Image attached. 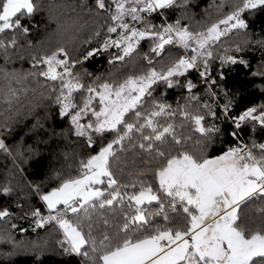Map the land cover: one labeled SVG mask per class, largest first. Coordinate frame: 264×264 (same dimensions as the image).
Instances as JSON below:
<instances>
[{"label":"snow or ice","instance_id":"1","mask_svg":"<svg viewBox=\"0 0 264 264\" xmlns=\"http://www.w3.org/2000/svg\"><path fill=\"white\" fill-rule=\"evenodd\" d=\"M188 2L92 0L93 7H88L87 0H80L79 11L72 3L49 4L50 18L64 17L57 28L61 39L56 47L32 55L36 71L21 75L0 68V104L7 105L3 111L10 112L19 100L18 92L28 90L17 89L13 83L22 84L31 76L44 90L41 97L60 106L61 116L70 117L74 134L85 137L88 147L96 146L94 137L103 141L112 136L96 154L76 161L75 175L55 173L59 184L50 191L30 185L48 214L42 215L39 208L27 214L35 218L38 228L52 225L60 233L57 246L80 257L82 264H264V143L239 142L208 157L203 150L188 147L192 137L183 130L190 124L204 140L220 131L214 123H205L219 117L212 104L201 102L193 92L196 85L191 80L182 85L189 95L176 108L154 96L155 85L181 86L179 78L196 70L208 84L207 95L214 97L216 80L210 79V61L245 63L234 55L215 57L216 48L227 53L222 38L247 30L245 13L264 10V0H228L230 11L203 30H190L179 19L159 25L149 19L153 13L184 7ZM93 9L97 18L99 10H104L111 23L105 22L106 35L99 47L74 58L70 46L85 27L80 13ZM39 10L38 0H0V55L8 62L9 49L17 46L18 35L30 32L23 21ZM100 36L97 27L81 43L91 44ZM145 39L151 41L150 53L161 59L144 54L147 68L139 74L123 79L97 77L86 83L74 72L78 64L113 48L119 52L110 57L112 64L134 53L140 55L137 48ZM167 45L183 49L184 54L165 52ZM235 50L240 51V46ZM229 109L230 104L224 105L223 114L235 129L245 123L264 129V104L249 107L238 116H228ZM177 116L179 121L173 119ZM230 135L239 141V131ZM201 143V139L193 141L194 145ZM0 150L8 151L3 139ZM129 152L133 157H128ZM141 152L151 157L139 160L144 167L137 166ZM129 167L132 178L125 182L120 175ZM149 174L151 181L146 178ZM11 192V187L0 185V193ZM11 216L7 208L0 207V221ZM0 243L18 246L7 230L0 231ZM29 246L42 251L46 241L30 242Z\"/></svg>","mask_w":264,"mask_h":264},{"label":"trees","instance_id":"2","mask_svg":"<svg viewBox=\"0 0 264 264\" xmlns=\"http://www.w3.org/2000/svg\"><path fill=\"white\" fill-rule=\"evenodd\" d=\"M38 3L40 10L23 21L24 26L30 28V32L26 36L18 35L17 46L9 49L11 62L0 55V68L5 71L21 75L36 71L32 68V55L44 51L50 52L56 47L55 42L61 39L57 28L64 17H60L59 20L50 18L48 5L72 3L77 5L79 11L80 0H38ZM87 6L93 7L92 0H87ZM95 11L96 9H93L92 13L86 11L80 13L81 24L85 27L79 33L78 39L70 46V50L75 54L74 58L82 56L90 48L99 47L106 35L105 22L111 23L108 14L104 10H99L100 16L97 18ZM229 11L228 0H189L184 7L153 13L149 19L157 25L162 24L163 21L173 23L179 19L181 25L189 27L190 30H203ZM244 18L248 24L247 30H241L239 34L233 32L228 38H222L223 47L229 48V51L225 53L223 48H216L214 56L234 55L245 63L222 65L219 58L210 61V79L216 80V85L212 86V90L216 93L214 97L207 95L208 84L201 79L196 70H191L185 77L179 78L181 86L171 89L163 84L154 86L156 99L176 108L178 104L183 105L186 102L189 93L182 85L191 80L196 85L193 92L200 97L201 102L213 105V110L219 118L214 121L206 120L205 123H214L220 131L213 134L211 140H204L199 133L192 131L190 124H185L183 129L192 137L188 147L199 148L208 157L222 154L230 146L241 142V139L245 144H251L253 141L257 144L264 143V129L258 125L254 127L250 123H245L237 130L240 133L239 141L234 139L230 135L235 131L234 124L223 114V106L226 104H230L228 116H238L249 107L264 104V75L260 74L264 73V10L257 9L245 13ZM97 27L101 30V36L94 38L91 44H82L81 42L88 39ZM236 45L240 46V51L235 50ZM150 46L151 41L142 40L137 48L140 55L134 53L132 57H126L123 62L117 64L109 61L110 57L119 50L110 49L78 64L74 72L81 74L86 83L94 81L97 77L101 80L123 79L128 75L139 74L147 68V62L143 59L144 54L152 56L154 60L161 59L150 53ZM165 52L174 55L184 54L183 49L173 45H167ZM187 54L191 55L190 52ZM13 87L28 90L18 92L19 100L13 104L10 112L3 111L7 105L0 104V112L3 113L0 115V125H4L0 127V139L4 140L8 148L7 152L0 150V185L12 188L10 194L0 193V207L7 208L12 213L10 220L0 221V231L7 230L11 233L18 246L0 243V264H82L80 257L68 255L57 246L56 240L60 233L54 230L52 225L38 228L35 218L27 214L35 208H39L42 215L48 214L43 201L30 185H41L42 192L58 186L59 181L54 178L55 173L76 174L74 171L77 167L76 161L95 154L101 144L110 140L112 136L107 135L103 141L94 137L96 146L90 148L85 137H77L74 134L70 117L61 116L60 106L53 100L41 97L40 93L44 90L39 88L33 77L29 76L22 84L13 83ZM173 119L179 121L180 117ZM196 139H201L202 143L194 145L193 141ZM66 153L69 154L67 158ZM128 157H133V153L129 152ZM147 159L151 157L141 152L137 158V166L144 167L139 164V160ZM155 166L153 161L152 167ZM131 170V167L125 168L120 179L125 182L131 179L132 177L128 175ZM146 178L150 181L153 179L151 174ZM12 224L16 225L15 229L12 228ZM37 241H46L42 251L34 250L29 246L30 242Z\"/></svg>","mask_w":264,"mask_h":264},{"label":"built area","instance_id":"3","mask_svg":"<svg viewBox=\"0 0 264 264\" xmlns=\"http://www.w3.org/2000/svg\"><path fill=\"white\" fill-rule=\"evenodd\" d=\"M165 21H163V23H164ZM233 127H234V125H233ZM234 129H235V127H234ZM235 131H237V129H235ZM241 142L242 143H244L245 144V142L241 139ZM235 146V145H234Z\"/></svg>","mask_w":264,"mask_h":264},{"label":"rangeland","instance_id":"4","mask_svg":"<svg viewBox=\"0 0 264 264\" xmlns=\"http://www.w3.org/2000/svg\"><path fill=\"white\" fill-rule=\"evenodd\" d=\"M159 13V12H158ZM175 23V21H173V24ZM82 122H84V121H82ZM74 129V128H73ZM98 152V151H97ZM96 154V153H95ZM92 155V154H91ZM75 175V174H74ZM50 191V190H49ZM46 207V206H45ZM47 209V208H46Z\"/></svg>","mask_w":264,"mask_h":264}]
</instances>
